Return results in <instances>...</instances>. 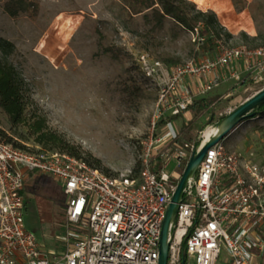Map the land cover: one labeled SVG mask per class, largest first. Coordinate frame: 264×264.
<instances>
[{"label": "built area", "instance_id": "obj_1", "mask_svg": "<svg viewBox=\"0 0 264 264\" xmlns=\"http://www.w3.org/2000/svg\"><path fill=\"white\" fill-rule=\"evenodd\" d=\"M136 61L158 94L137 176H113L66 151H33L0 136V264H160L162 225L181 176L218 131L208 125L216 129L209 137L204 129L200 139L179 141L171 117L225 80L264 84V46L219 41L213 55L185 63L170 65L147 52ZM171 161L182 167L177 181L166 171ZM28 171L53 176L67 195L61 252L45 251L25 225ZM170 241L168 264H264V158L244 157L224 140L210 147L188 180Z\"/></svg>", "mask_w": 264, "mask_h": 264}, {"label": "rangeland", "instance_id": "obj_2", "mask_svg": "<svg viewBox=\"0 0 264 264\" xmlns=\"http://www.w3.org/2000/svg\"><path fill=\"white\" fill-rule=\"evenodd\" d=\"M4 1L0 2V46L6 49L0 50V129L33 151L54 150L48 141L59 135L69 152L92 165L100 162L108 174L136 176L141 143L150 134L158 95L157 88L142 78L136 58L147 52L162 61L172 58L185 63L202 56L198 32L170 16L157 27L152 9L139 0H38L37 17L27 13L11 17L4 10ZM190 1L197 9L207 6L216 12L234 35L220 39L224 46H264V0H247L241 12L228 0L232 21L247 17L255 32L225 25L219 0ZM68 18L71 24L66 30L72 32L63 43L70 64L67 70H59L37 48L45 35L59 40V23H68ZM243 31L258 37L246 41L240 36ZM248 80L245 86L223 81L209 94L201 111L189 110L188 119L186 113L179 116L175 122L179 141L200 139V131L208 125L218 126L224 116L264 86ZM224 142L244 157L263 159L264 116L245 120ZM166 171L177 181L182 167L171 161ZM28 172L25 225L45 251L61 252L65 243L59 235L66 225L67 195L53 176Z\"/></svg>", "mask_w": 264, "mask_h": 264}, {"label": "trees", "instance_id": "obj_3", "mask_svg": "<svg viewBox=\"0 0 264 264\" xmlns=\"http://www.w3.org/2000/svg\"><path fill=\"white\" fill-rule=\"evenodd\" d=\"M143 3V6L146 8H151L153 11L154 18L156 19L157 27H160L164 24V20L166 17L170 16L173 18L177 24L183 26L195 32V29L198 28V44L200 48V54L202 56L205 55H213L217 51L218 43L222 37L231 38L234 35L225 29V27L220 22L216 12L207 11L204 12L201 9H197L196 4L190 0H139ZM2 2V0H0ZM236 9L241 12L247 5V0H232ZM4 10L11 17H17L22 13H27L31 17H37L40 11V2L38 0H6L4 1ZM241 38L244 40H249L250 38L256 39V37H251L245 31L241 32ZM253 47V46H252ZM256 47V46H254ZM0 50L6 51L5 47L0 46ZM201 57V56H197ZM167 64H177L179 63L178 59L168 58L165 59ZM249 83L248 78L245 79L241 84L245 86ZM214 96H212L213 98ZM210 99L209 95L198 98L194 101V103L190 106L189 110H197L201 111V108L206 104V100ZM256 117L264 116V103L258 106L256 109ZM179 116H173L171 119L176 120ZM223 119V118H222ZM221 119V121H222ZM220 121V122H221ZM164 123V120H161L158 123V126H161ZM0 136L3 137L6 141L12 142L15 145L21 146L23 148H27L26 145L14 141L11 135L4 129H0ZM52 138V137H51ZM179 140V139H178ZM50 147L53 149H59L62 151H66L72 155L77 154L73 152H69L65 141L59 135H53V138L48 141ZM66 147L67 149L65 150ZM99 162V160H97ZM99 168L102 167L99 162L98 165H95ZM106 172V171H105ZM139 172V171H138ZM137 176V175H136ZM186 253V242L183 241L182 254Z\"/></svg>", "mask_w": 264, "mask_h": 264}, {"label": "water", "instance_id": "obj_4", "mask_svg": "<svg viewBox=\"0 0 264 264\" xmlns=\"http://www.w3.org/2000/svg\"><path fill=\"white\" fill-rule=\"evenodd\" d=\"M264 103V88L252 95L240 106L223 117L222 121L218 125V131L209 141L203 143L198 151H195L185 168L181 179L178 183L177 189L172 197V201L166 213L162 225V233L160 240V264L169 263V251H170V229L172 223L178 212L179 203L184 196V190L188 184L190 177L194 176L198 170V167L204 158L207 150L215 145L217 142L224 140L245 120L256 117L255 109Z\"/></svg>", "mask_w": 264, "mask_h": 264}, {"label": "bare ground", "instance_id": "obj_5", "mask_svg": "<svg viewBox=\"0 0 264 264\" xmlns=\"http://www.w3.org/2000/svg\"><path fill=\"white\" fill-rule=\"evenodd\" d=\"M195 1L204 3L206 0H195ZM218 3H219L218 5L219 9L221 10L222 20L227 26L234 28V29H238V28L245 29L247 31L254 30L250 19L247 17L245 19H241L236 22L229 20L228 17H226V15H231V6L228 0H219ZM67 22L68 23H63V24L59 23V26L57 28V30H59L57 32V35L60 36L59 40L49 37L48 35L47 36L45 35L40 40L38 44V48H37L38 51L41 52L43 55H45L50 60V62L59 70H67L70 64V60H69L70 54L66 46L64 45V43L68 42V39L72 32V31L66 30V27L68 26V24L69 23L71 24V19L68 18ZM55 45H58L56 50L54 49ZM213 131H216V129L209 126L205 129L204 135L206 137H209ZM181 231L182 230L180 229L179 233H181Z\"/></svg>", "mask_w": 264, "mask_h": 264}, {"label": "crops", "instance_id": "obj_6", "mask_svg": "<svg viewBox=\"0 0 264 264\" xmlns=\"http://www.w3.org/2000/svg\"><path fill=\"white\" fill-rule=\"evenodd\" d=\"M228 2H229V1H228ZM232 3H233V2H232ZM229 4H230V6H231V10H232V4H231V1L229 2ZM226 17H228L229 20H232L231 16L226 15ZM221 18H222V17H221ZM251 24H252V26H253V28H254V30H251V32H255V27H254V24H253L252 20H251ZM225 25H226V24H225ZM188 113H189V112L186 113V115H187L186 118H187V119L189 118ZM205 113H206V112H205ZM176 121H177V119L174 120V125H175V127H176L177 129H179L178 125L175 124ZM181 123H183V122L181 121ZM181 123H180V124H181ZM28 175H29V172L27 173V177H28Z\"/></svg>", "mask_w": 264, "mask_h": 264}]
</instances>
